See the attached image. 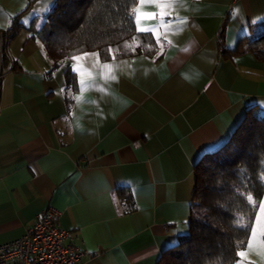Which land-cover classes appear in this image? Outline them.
<instances>
[{
    "label": "crops",
    "instance_id": "crops-1",
    "mask_svg": "<svg viewBox=\"0 0 264 264\" xmlns=\"http://www.w3.org/2000/svg\"><path fill=\"white\" fill-rule=\"evenodd\" d=\"M55 1L0 0V35L22 22L0 56V245L52 207L81 264H158L189 232L198 160L264 115V63L236 52L264 33V0H185L167 39L141 33L154 54L99 56L116 79L97 68L83 92L71 57L48 73L37 34Z\"/></svg>",
    "mask_w": 264,
    "mask_h": 264
},
{
    "label": "trees",
    "instance_id": "trees-1",
    "mask_svg": "<svg viewBox=\"0 0 264 264\" xmlns=\"http://www.w3.org/2000/svg\"><path fill=\"white\" fill-rule=\"evenodd\" d=\"M32 3L28 0V7ZM135 5L136 0H56L37 34L50 64L48 73L83 52L95 51L103 60L154 54L153 47H145L152 46L151 39L135 30L130 15ZM20 18H13L0 35L1 55L4 42L22 29ZM133 37L139 38V46ZM126 42L135 50H125ZM109 48L119 51L109 53ZM236 52L251 53L264 63V33L241 43ZM65 79L73 84L70 72ZM194 170L189 232L163 251L158 264H234L238 245L246 246L250 235V230L238 227L236 218L255 217L245 196L251 192L259 201L264 195V115L247 109L229 140L201 156Z\"/></svg>",
    "mask_w": 264,
    "mask_h": 264
},
{
    "label": "snow or ice",
    "instance_id": "snow-or-ice-1",
    "mask_svg": "<svg viewBox=\"0 0 264 264\" xmlns=\"http://www.w3.org/2000/svg\"><path fill=\"white\" fill-rule=\"evenodd\" d=\"M185 6V0H136V6L131 9V17L135 24V30L140 33H151V36L155 38L156 42L159 44L161 42V36L167 39V33L174 30L173 13L177 14V10ZM168 18V19H166ZM186 21L183 19L179 20V23L183 24ZM161 29L164 31L162 32ZM171 41H169L170 43ZM133 43L139 46V38L133 37ZM146 48H151V45H145ZM162 47V45H161ZM125 50L134 51L135 48L133 44L125 43ZM109 53L114 51H119V49L113 50L111 48L107 49ZM92 59L91 68L84 66L82 61L86 59ZM73 63L70 65L71 70L77 73L80 77V91L83 92L86 88L94 86L95 80V69L100 68L104 70L102 72L105 81L115 80L116 76L113 74L114 65L111 63H100L99 53H83L81 55H73L70 58ZM115 59V56H113ZM103 90V89H101ZM75 99L79 101L80 96H76ZM245 199L250 206V211L255 213L254 222L251 218H246L244 216H238L236 218V223L239 228L245 231L250 230V235L247 240L246 246L241 247L238 245V250L236 251V256L239 258L236 264H255V261L249 260L248 256L250 253L255 252L257 256L264 260V198L259 201L254 197V195L249 192L246 194ZM243 245V242H240Z\"/></svg>",
    "mask_w": 264,
    "mask_h": 264
},
{
    "label": "built area",
    "instance_id": "built-area-1",
    "mask_svg": "<svg viewBox=\"0 0 264 264\" xmlns=\"http://www.w3.org/2000/svg\"><path fill=\"white\" fill-rule=\"evenodd\" d=\"M67 240L60 212L47 207L24 236L0 245V264H81L84 252Z\"/></svg>",
    "mask_w": 264,
    "mask_h": 264
}]
</instances>
